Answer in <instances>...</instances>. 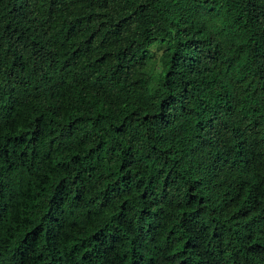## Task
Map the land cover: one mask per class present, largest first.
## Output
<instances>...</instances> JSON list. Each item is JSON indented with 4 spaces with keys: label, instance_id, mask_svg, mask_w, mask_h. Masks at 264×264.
I'll return each instance as SVG.
<instances>
[{
    "label": "trees",
    "instance_id": "obj_1",
    "mask_svg": "<svg viewBox=\"0 0 264 264\" xmlns=\"http://www.w3.org/2000/svg\"><path fill=\"white\" fill-rule=\"evenodd\" d=\"M0 264H264V0H0Z\"/></svg>",
    "mask_w": 264,
    "mask_h": 264
},
{
    "label": "rangeland",
    "instance_id": "obj_2",
    "mask_svg": "<svg viewBox=\"0 0 264 264\" xmlns=\"http://www.w3.org/2000/svg\"><path fill=\"white\" fill-rule=\"evenodd\" d=\"M150 51H151V53L154 54V60L156 62H158L159 61V58H160V54L162 53L161 47L155 46V48H151Z\"/></svg>",
    "mask_w": 264,
    "mask_h": 264
}]
</instances>
